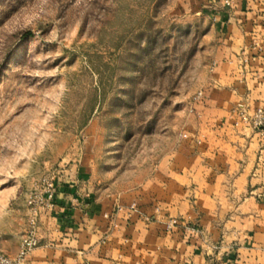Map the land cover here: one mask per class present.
<instances>
[{
    "label": "rangeland",
    "instance_id": "rangeland-1",
    "mask_svg": "<svg viewBox=\"0 0 264 264\" xmlns=\"http://www.w3.org/2000/svg\"><path fill=\"white\" fill-rule=\"evenodd\" d=\"M202 4L0 0V221L82 152L101 186L151 173L198 103L214 41Z\"/></svg>",
    "mask_w": 264,
    "mask_h": 264
},
{
    "label": "crops",
    "instance_id": "crops-1",
    "mask_svg": "<svg viewBox=\"0 0 264 264\" xmlns=\"http://www.w3.org/2000/svg\"><path fill=\"white\" fill-rule=\"evenodd\" d=\"M201 1L214 41L182 135L128 188L99 185L87 153L66 161L31 264H264V135L237 114L264 110V0ZM25 197L0 221L11 255Z\"/></svg>",
    "mask_w": 264,
    "mask_h": 264
},
{
    "label": "built area",
    "instance_id": "built-area-1",
    "mask_svg": "<svg viewBox=\"0 0 264 264\" xmlns=\"http://www.w3.org/2000/svg\"><path fill=\"white\" fill-rule=\"evenodd\" d=\"M235 0H222L225 7L231 8ZM202 97V91H197L195 100ZM240 122H244L255 131L264 135V110L256 108L252 114H248L242 105L237 110ZM64 164L59 163L55 168L43 171L32 181L25 197L28 209L27 225L20 235L18 250L14 255L0 250V264H31L30 254L40 244L39 224L42 216L53 209L55 194L60 186L61 174ZM134 209V204L131 205ZM105 216H107L105 214ZM176 224V220L169 221L168 227Z\"/></svg>",
    "mask_w": 264,
    "mask_h": 264
}]
</instances>
